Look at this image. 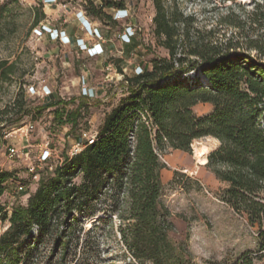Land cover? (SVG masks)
Masks as SVG:
<instances>
[{"label":"trees","instance_id":"16d2710c","mask_svg":"<svg viewBox=\"0 0 264 264\" xmlns=\"http://www.w3.org/2000/svg\"><path fill=\"white\" fill-rule=\"evenodd\" d=\"M87 1V14L100 20L110 18L106 8L124 7L111 0ZM152 1L155 34L169 57L154 58L141 73L125 74L126 91L105 114L95 141L43 173L26 205L14 206L10 214L0 201V219L10 222L0 236V264H34L39 245L50 239L67 259L80 245V224L98 212L118 220L122 242L137 264H188L185 251L169 237L174 225L161 200L167 165L160 152H191L193 142L204 137L220 142L207 166L228 184L222 200L245 218L257 235V252L264 254V43L250 39L247 50L257 52L253 55L239 44H214L199 34L194 39L190 17L165 0ZM252 2L259 13L264 0ZM16 3L0 7V40L6 37L4 14ZM45 16L37 14L33 26ZM197 70L207 81L196 78ZM16 74V62L0 59V84L12 83ZM200 103L211 104L212 110L198 114ZM44 109L28 106L23 93L0 110L2 128L19 125L32 114L37 118ZM80 109H56L55 119L73 129ZM9 115L17 118L4 119ZM12 177L11 171L0 170V198ZM254 260L246 252L232 264ZM76 264L84 263L78 259Z\"/></svg>","mask_w":264,"mask_h":264},{"label":"rangeland","instance_id":"374dc122","mask_svg":"<svg viewBox=\"0 0 264 264\" xmlns=\"http://www.w3.org/2000/svg\"><path fill=\"white\" fill-rule=\"evenodd\" d=\"M9 1L0 0V7ZM111 1L123 2L124 7L106 8L110 18L100 20L86 12L82 16L102 38L96 32L92 34L85 29L89 35L105 41V44L116 45V50L107 52L102 63L98 57L104 55L105 50L100 43L90 45L81 38L77 40L76 48H70L71 39L66 30L54 24L46 14L43 23L54 28L58 36L52 37L41 27L37 28V31H42L41 35L35 31L33 23L36 15L45 13L52 5L46 0H17L15 5L8 6V12L4 14L6 37L0 40V59L16 62L17 74L12 83L0 84V110L23 93L28 106L33 109L45 107L39 117L34 118L33 114L26 116L21 124L14 127L3 129L5 123L0 121L1 134L2 131L11 132L30 123L35 125L29 137V147L25 149V155L21 154L23 156L8 158L6 153L8 145L21 144L17 135H10L7 140L0 138V169L13 173L0 198L10 214L14 206L26 205L29 196L38 187L39 181H34L31 167L41 179L43 173L50 171L51 165L57 167L59 158H65L66 152L84 132L96 134L99 131L105 114L126 91L125 84H122L125 74L141 73L151 68L154 58L169 57L168 49L155 34L153 18L156 9L152 0ZM165 1L169 7H177L184 16L191 18L189 28L194 39L199 34L214 44H239L240 49L245 51H250L247 50L250 39L264 43V2L260 12L255 13L252 0H176V4L174 0ZM57 2L70 3L76 15L85 8L78 7L85 6L83 0ZM257 17L261 19L257 21ZM13 29L15 31L11 32ZM178 52L181 55V49ZM250 52L253 55L257 53ZM194 75L193 71L190 77L194 78ZM196 78L207 81L198 70ZM45 85L50 89L47 92L41 90ZM84 85L88 87L86 91ZM59 101L65 104L59 105ZM78 106L81 113L75 128L56 121V109L68 113ZM211 110L209 103H200L195 107L200 115ZM15 118L17 115L4 119ZM202 144L209 146L206 154L208 162L210 152L220 144L213 137L195 140L191 152L172 148L160 152L167 165L162 171L165 188L161 200L169 209L174 225L169 233L170 240L185 251L188 264H232L246 252L255 258L254 264H264V254L257 252L255 231L221 198L228 184L217 179L207 162L201 164L198 161L197 148ZM47 154L48 158L43 160ZM176 172L180 175L172 183ZM14 181L25 183L26 190L16 192ZM105 217L103 212H98L80 224V245L76 250L72 249L67 259L63 258L62 248H55L53 239H50L39 245L33 263L76 264L80 259L84 264H137L122 242L118 220ZM9 225V220L0 219V236Z\"/></svg>","mask_w":264,"mask_h":264},{"label":"built area","instance_id":"2783aa9c","mask_svg":"<svg viewBox=\"0 0 264 264\" xmlns=\"http://www.w3.org/2000/svg\"><path fill=\"white\" fill-rule=\"evenodd\" d=\"M83 2L85 3V6H78V7H86V5L88 4V1L87 0H83ZM46 3L53 4V3H58V2H57V0H46ZM85 12H86V10L84 8V10L83 9L79 10V13L77 14L78 18L80 20L82 19L81 23H82L84 29L89 30L90 33H92V34L94 32H96V34L99 35L100 38H102L101 35L98 33V30L97 29H93L90 26V24L88 23V21L85 18L84 19L82 18V16L84 15ZM39 27H41L42 31L44 30L45 32H49L52 37H57L58 36V32L54 28L50 27L48 24L43 23V21H41L38 25H36L35 31L39 35L42 34L41 33L42 31H40V30L37 31L38 30L37 28H39ZM67 38H68V36H67ZM83 83L85 84V81H83ZM83 88L86 91V89L88 87L84 85ZM41 90L47 92V90H50V89H49L48 86L45 85V86L42 87ZM34 129H35V125L33 123H30L28 126L18 128L17 130H13L11 132L3 131V133L0 135L1 136L0 138L3 137L5 140H7V138L10 135H17L18 138H19V141L21 142V144H19V145H13L12 144V145H8L7 146L6 153H7L8 158H12V157H15V156H23L21 154H24L25 153V149L27 147H29V144H30L29 137H30V134L34 131ZM96 135H97V133L96 134H91V133L84 132L83 135L78 140V142L74 143L70 147V149L66 152L67 154L65 155V158L66 159L67 158H72L73 156H75L78 153H80L88 144H91V143H93L95 141ZM1 150H2V141L0 139V151ZM46 158H48V154L43 157V160H46ZM65 158L64 157H60L59 160H58L57 166H62L65 163V160H66ZM54 168L55 167H53L52 165L50 166V170H53ZM1 170H3V169H1ZM30 171L34 174V181L38 182L40 180L39 173L35 172V168L34 167H31ZM14 185H15V191L16 192H23V191L26 190L25 183H23L21 181H16Z\"/></svg>","mask_w":264,"mask_h":264},{"label":"crops","instance_id":"0c3cea01","mask_svg":"<svg viewBox=\"0 0 264 264\" xmlns=\"http://www.w3.org/2000/svg\"><path fill=\"white\" fill-rule=\"evenodd\" d=\"M97 1H99L98 4L101 3V0H97ZM45 14L52 19L54 24L56 25L58 24L60 28H63L66 30L67 35L71 39V44L69 45L70 48L72 49L76 48L77 40L81 38H83L90 45L100 43L105 50L104 55L98 57V60L101 61L100 63L104 62L105 57H107V52H113V49L116 50L115 44H114L115 47L111 44H105V41L101 42L100 40L89 35L85 31L81 23V20L76 15L75 8L72 7L70 3H53L49 9L45 10ZM119 37H120V34H119ZM118 52L121 53L120 51Z\"/></svg>","mask_w":264,"mask_h":264},{"label":"bare ground","instance_id":"6f19581e","mask_svg":"<svg viewBox=\"0 0 264 264\" xmlns=\"http://www.w3.org/2000/svg\"><path fill=\"white\" fill-rule=\"evenodd\" d=\"M213 139L218 141L216 138ZM208 151H209V146H207L206 144H202L200 147L197 148V154H198L197 158L201 164H206L207 162L206 154Z\"/></svg>","mask_w":264,"mask_h":264}]
</instances>
